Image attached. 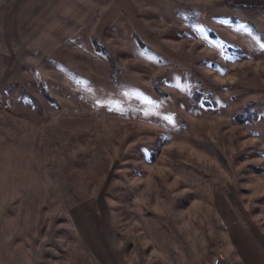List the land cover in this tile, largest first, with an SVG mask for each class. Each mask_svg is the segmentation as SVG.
I'll return each instance as SVG.
<instances>
[{
  "label": "rangeland",
  "instance_id": "obj_1",
  "mask_svg": "<svg viewBox=\"0 0 264 264\" xmlns=\"http://www.w3.org/2000/svg\"><path fill=\"white\" fill-rule=\"evenodd\" d=\"M238 5L0 0V264H264V6Z\"/></svg>",
  "mask_w": 264,
  "mask_h": 264
},
{
  "label": "crops",
  "instance_id": "obj_2",
  "mask_svg": "<svg viewBox=\"0 0 264 264\" xmlns=\"http://www.w3.org/2000/svg\"><path fill=\"white\" fill-rule=\"evenodd\" d=\"M234 2L247 5L264 6V0H234Z\"/></svg>",
  "mask_w": 264,
  "mask_h": 264
},
{
  "label": "trees",
  "instance_id": "obj_3",
  "mask_svg": "<svg viewBox=\"0 0 264 264\" xmlns=\"http://www.w3.org/2000/svg\"><path fill=\"white\" fill-rule=\"evenodd\" d=\"M241 8H256L255 6H250V5H238Z\"/></svg>",
  "mask_w": 264,
  "mask_h": 264
},
{
  "label": "built area",
  "instance_id": "obj_4",
  "mask_svg": "<svg viewBox=\"0 0 264 264\" xmlns=\"http://www.w3.org/2000/svg\"><path fill=\"white\" fill-rule=\"evenodd\" d=\"M219 263V259L216 260V263L215 264H218Z\"/></svg>",
  "mask_w": 264,
  "mask_h": 264
}]
</instances>
